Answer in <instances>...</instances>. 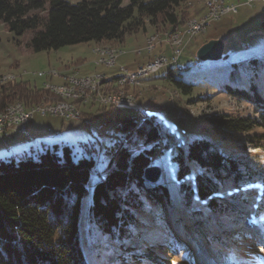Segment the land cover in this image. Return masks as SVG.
<instances>
[{
  "label": "rangeland",
  "instance_id": "1",
  "mask_svg": "<svg viewBox=\"0 0 264 264\" xmlns=\"http://www.w3.org/2000/svg\"><path fill=\"white\" fill-rule=\"evenodd\" d=\"M67 1L77 3L81 0ZM217 1L223 2L226 6H237V11L222 14L193 36L185 33V25L190 18H196L203 12L200 18L207 13L206 0H184L177 10L181 14V22L173 30L178 31L183 37L179 62L185 69L178 68L183 70L180 72L173 69V75L176 80L192 84L188 94L182 93L166 77L167 70L173 67L169 64L141 80V83L125 87V91L135 102L147 106L149 114L153 115L154 121L158 124L161 139L157 143L151 163L161 168L159 181L166 184L169 190L168 207L158 208L157 204H147L144 210L137 211L136 228L133 232L116 239L103 234L89 218L86 212L87 206H82L79 241L89 264H136L132 261V253L139 256L140 252L148 247L157 250L158 244L163 243L167 235V231L165 232L149 213L157 214L163 209L165 219L171 220L167 225L170 230L177 233L178 223L174 221L176 212L186 216L192 210L204 208L203 201L196 199L193 193L197 178L203 176L204 171L184 158V163L188 164L192 175L189 174L181 180L182 178L178 176V160L174 158L178 153L183 159L186 144L200 138L211 139L222 154L229 155L234 160L235 174L238 177L226 170H220L216 178L214 173L208 171V175L214 181L215 197L222 198L227 205L224 211L205 208L202 211V218L208 221L206 223L208 226L204 227L202 232L208 237L199 239L193 244L194 258L199 262L198 264H225L229 261V257L225 255L232 248L234 254L239 253L245 260L255 259L256 263L264 264V246L250 231L251 225L258 231L261 230L264 235V128L258 123L260 112L264 114V102L253 104L248 100L238 99L234 94L235 89H227L229 82L252 83L254 86L252 92L264 96V28L259 24L264 15V0ZM127 3V0H123L122 4ZM144 22L142 29L126 35L122 43H106L126 51L118 58L116 65L110 68L94 63V59H97L93 51L97 45L94 41L66 45L56 50L35 51L30 45L32 30L16 35L0 22V79L15 76L14 79L9 78L4 83L0 82V85L19 81L20 76H23V80L28 81L32 87H41L45 82L55 86L56 83L62 82L60 75L77 73L83 76L101 72L111 76L119 72L120 66L135 70V63H139L142 57L148 55L159 52L170 58L173 54L171 46L165 42H158L151 52L144 48L150 34L163 35L167 31L159 20L152 24L145 18ZM211 39H219L223 42L222 58L200 60L196 55L197 49ZM244 63V66L248 67L245 69L247 73H242L240 79L236 74L237 77H234L231 73L233 65ZM49 69L58 75L48 73L44 76L37 75V72ZM10 79L12 80L8 81ZM42 100L44 99L39 100L34 106L44 102ZM15 103L22 102L16 101L10 104ZM74 105L79 112L84 105L88 106L89 111L82 112L81 120L34 114L28 124V138L16 133L12 141L8 143L0 141V158L17 156L25 152L36 157V154L41 153L46 147L61 156L64 146H67L74 161L78 158L93 159L90 180L97 181L100 173L107 168L111 155L121 139L115 127V112H106L109 110V105H101L88 99H83L82 104L81 101H76ZM27 108L30 109V106ZM27 108L24 107L28 110ZM15 109H18V106H15ZM121 112L122 115L133 116L137 120L135 110L122 109ZM211 113L248 118L252 126L243 133L217 132L198 119ZM138 118L142 119V117ZM141 145L139 142L136 148ZM179 148L182 152H179ZM198 182L200 183V180ZM184 194H190L189 203L183 204V208L177 210L175 201L188 198ZM89 197L90 194L86 196L87 199ZM210 226L213 229H210ZM245 227L249 233L245 231ZM213 238L219 239L213 243L214 245H212V240H215ZM206 245H216L219 249L214 247L213 254L210 255ZM171 258H168V261L173 264L181 260L179 254Z\"/></svg>",
  "mask_w": 264,
  "mask_h": 264
},
{
  "label": "trees",
  "instance_id": "2",
  "mask_svg": "<svg viewBox=\"0 0 264 264\" xmlns=\"http://www.w3.org/2000/svg\"><path fill=\"white\" fill-rule=\"evenodd\" d=\"M127 1L123 5V0H81L77 3L67 0H0V22L16 35L32 30L30 45L35 51L56 50L87 41L105 46H109L106 44L109 42L119 44L126 35L142 29L145 18L152 24L159 20L167 31H173L181 22V14L177 10L184 0ZM259 24L264 28V15ZM177 60L178 65H182L179 57ZM244 65H233L232 75L236 74L237 69L241 75L245 74L246 70H242ZM173 69L180 72L185 68L177 70L173 66L167 70L166 77L182 93L188 94L192 84L176 80ZM230 84L227 89H235L234 94L238 99L253 104L264 102V96L252 92V83ZM48 91L32 87L25 80L5 83L0 85V110L16 101L26 107L32 106ZM82 110L80 118L76 120L83 118ZM121 111L110 105L106 111L115 112V127L121 139L107 168L95 182L90 180L93 159L78 158L74 161L67 146H64L61 156L46 147L36 157L25 152L0 158V264H89L79 241V221L84 205L96 227L106 236L116 239L133 232L136 228L135 215L137 211L144 210L147 204H157L158 208L168 207L170 195L166 184L159 180L154 184L147 183L143 178L144 169L152 164L157 143L161 139L158 124L148 111L143 120L122 115ZM258 118L259 125L264 128V114L260 112ZM198 119L210 125L211 129L227 134L243 133L252 126L248 118L224 113L205 114ZM139 142L142 145L136 148ZM179 152H182L180 148ZM183 155V159L178 153L174 155L179 165L178 176L183 180L187 175H192L184 158L197 165L204 174L197 178L195 184L193 193L196 199L203 201L206 210L224 211L227 204L222 198L215 197L214 181L208 171L214 173L216 178L220 170L235 174L234 160L222 154L219 147L206 138L187 143ZM184 195L188 198L175 201L177 210L189 203L190 194ZM204 208L192 210L186 216L176 212L174 221L178 223L177 233L167 225L171 220L165 219L163 209L157 214L149 213L167 231V235L157 250L148 247L139 256L132 253V261L136 264H173L168 258L179 254L181 260H177L176 264H196L193 244L208 237L202 232L208 226V221L201 216ZM210 229L213 228L210 226ZM213 239L212 245L219 241L218 238ZM205 247L210 255L214 247L219 249L216 245ZM232 250L229 251L232 260L245 261L242 255L234 254ZM247 261L253 262L249 258Z\"/></svg>",
  "mask_w": 264,
  "mask_h": 264
},
{
  "label": "built area",
  "instance_id": "3",
  "mask_svg": "<svg viewBox=\"0 0 264 264\" xmlns=\"http://www.w3.org/2000/svg\"><path fill=\"white\" fill-rule=\"evenodd\" d=\"M206 10L207 13L204 16L189 19L188 23L185 25L184 31L186 34L193 36L196 32L204 30L212 20L219 18L222 14L236 12L237 6L231 7L226 6L223 2H218L217 0H206ZM161 37L162 40H160ZM158 42H165L171 46V52L173 54L170 58L157 53L143 64L139 65L135 70H128L123 66H120L119 72L111 76L101 72L91 73V75L88 76H79L77 73L60 76L63 77V82H66L71 88L75 85H84V93H82V95H77L81 97V104L82 99H92V102H94V98H112L111 106L118 109L135 110L138 117L147 116V106L135 102L133 97L123 96L122 87H124V83H131V85L139 84L141 83V80L149 77L167 64L175 66L177 70L178 68H184L183 65H178L177 63L181 51L180 45L183 42V37L179 32L173 30L166 31L163 35L159 34V36L147 40L144 48L148 52H151ZM93 50H96V48ZM125 52H115V55H108V52H101V58L94 59V63L108 68L114 67L118 58ZM44 72L51 75H58L51 69ZM21 80H23V76H20V81ZM41 88L50 90V96H56L55 93H53L52 85H41ZM43 104H47V101L40 103L39 111L31 113L29 117H20V110L7 111L6 119L0 120V137L5 136L11 130H15V132L22 137L28 138V124L31 122L34 114H39L40 116H57L62 119L80 118V113L62 112L61 105H58V110L43 111ZM23 107H25V105L20 104V109Z\"/></svg>",
  "mask_w": 264,
  "mask_h": 264
},
{
  "label": "bare ground",
  "instance_id": "4",
  "mask_svg": "<svg viewBox=\"0 0 264 264\" xmlns=\"http://www.w3.org/2000/svg\"><path fill=\"white\" fill-rule=\"evenodd\" d=\"M156 36H159V33L150 34L148 36L147 40H149L153 37H156ZM95 48H96V50H93V51H94V54L96 55L97 59L101 58V52H108V55H115V52H124V50L122 48L114 47V46H105V45H99L98 44V45H96ZM243 71H245V69ZM239 73H240L239 69H237L236 74L239 75ZM37 75L44 76V75H48V74H46L44 72H37ZM68 75H71V74H68ZM88 75H91V74H88ZM88 75H83V76H88ZM9 78L14 79L15 76L14 77L9 76V77H5L3 79H0V82L4 83V81H6ZM60 78L62 79V82L59 84L56 83L55 86H53V93H55V95L57 97L56 96H50V90H49V92H47L48 94H46L42 98V99H44L42 101H44V102L47 101V104H43V111L58 110V105H61V111L62 112L81 113L78 111V108H77V106L74 105V103L76 101H78V102L81 101V97H79L77 95H82V93H84V85H75L71 88L67 85L66 82H63L62 76ZM12 79H10L8 81H11ZM64 83H66V84L62 85ZM130 85H131V83H124V87H122L123 96L132 97L129 95V93H127L125 91V87L130 86ZM42 86H49V84L45 82V83H42ZM88 100L91 101L92 99H88ZM82 101H83V99H82ZM94 101L98 102L101 105H112V98H94ZM44 102H42V103H44ZM20 104H22V103L9 104L4 109L0 110V120L6 119L7 111H19L20 110V117H29L31 113H36L39 111V105L38 104H37L38 106L37 105H35V106L33 105L32 107L30 106V109H28L25 106L28 110L24 109V107L20 109ZM15 106H18V109H15ZM143 118H146V116H142V120H143Z\"/></svg>",
  "mask_w": 264,
  "mask_h": 264
},
{
  "label": "water",
  "instance_id": "5",
  "mask_svg": "<svg viewBox=\"0 0 264 264\" xmlns=\"http://www.w3.org/2000/svg\"><path fill=\"white\" fill-rule=\"evenodd\" d=\"M224 44L219 39H211L197 49V57L200 60H218L223 56ZM161 177V168L150 164L144 169L143 178L146 182L156 183Z\"/></svg>",
  "mask_w": 264,
  "mask_h": 264
},
{
  "label": "crops",
  "instance_id": "6",
  "mask_svg": "<svg viewBox=\"0 0 264 264\" xmlns=\"http://www.w3.org/2000/svg\"><path fill=\"white\" fill-rule=\"evenodd\" d=\"M203 13V12H202ZM201 13V14H202ZM200 14V15H201ZM199 15V16H200ZM198 16V17H199ZM159 53V52H158ZM157 54V53H156ZM155 55V54H154ZM153 55H148V56H145V57H142V60H140L139 61V63H135L136 65H135V67L137 68L139 65H140V63H144L145 61H147L150 57H152ZM121 57V56H120ZM125 58V57H124ZM121 59H123V57L121 58ZM134 68V67H133ZM88 106L87 105H84L82 108H83V110H84V112H86V111H89L88 110V108H87ZM16 134V132H15V130H11L10 132H8L5 136H3V137H0V141H2V142H5V143H8L9 141H12L13 140V136ZM2 158V157H1Z\"/></svg>",
  "mask_w": 264,
  "mask_h": 264
}]
</instances>
